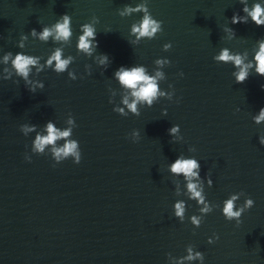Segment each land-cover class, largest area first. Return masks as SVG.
<instances>
[{"label": "water", "instance_id": "95a60500", "mask_svg": "<svg viewBox=\"0 0 264 264\" xmlns=\"http://www.w3.org/2000/svg\"><path fill=\"white\" fill-rule=\"evenodd\" d=\"M140 2L0 0V264H175L167 254L187 255L189 244L204 254L203 264H264V146L258 139L264 122L252 118L264 107V76L253 68L245 82L236 83L234 65L213 59L223 47L247 49L251 59L264 26L250 20L231 24L235 12L243 15L240 0H147L152 16L163 21V32L132 44L131 25L143 13L121 17L118 9ZM65 13L71 16L73 35L64 55L75 57L69 70L77 79L67 71L46 68L36 75L33 69L30 79L44 83L35 93L15 74L4 80L6 52L40 56L43 63L60 46L30 31L42 30ZM92 16L99 18L98 47L89 57L76 45L80 25ZM225 25L236 32L230 40ZM21 34L28 35L23 49L18 47ZM168 42L172 47L165 51ZM97 54L108 55L106 68ZM157 58L171 61L161 69L166 79L159 86L172 91L168 86L173 85L172 100L138 105L139 116L114 112L123 92L114 72L122 65L143 64L154 74ZM85 65H91L90 75ZM110 89L116 92L114 103H109ZM69 113L82 159L76 164L69 157L53 167L50 153H32L35 132L25 136L20 125L33 123L39 131L53 120L64 128ZM177 124L183 140L174 141L168 129ZM133 130L140 134L135 142ZM181 153L200 161L201 177L208 173L213 181L209 187L205 179V195L218 207L199 227L190 216L200 215L201 206L175 194L173 181L178 179L184 191L186 182L168 168ZM237 192L244 193L237 207L246 197L255 202L239 224L222 213L223 201ZM178 199L186 202L183 222L174 215ZM214 233L219 239L209 243Z\"/></svg>", "mask_w": 264, "mask_h": 264}, {"label": "clouds", "instance_id": "9594fccd", "mask_svg": "<svg viewBox=\"0 0 264 264\" xmlns=\"http://www.w3.org/2000/svg\"><path fill=\"white\" fill-rule=\"evenodd\" d=\"M241 5H243L241 15L239 12H235L231 17V24L237 23H248L249 20L253 22L256 26H264V0H253L251 5H249L248 0H240ZM119 15L121 17L128 16L132 13L142 12L143 15L141 19L131 25V32L136 34V39L130 41L132 44H139L142 38L153 39L159 33L163 32V21L158 20L152 16L149 11L147 0H141L140 3L136 4L135 7L130 5H125L122 9H118ZM99 23V18L92 16L89 22L80 25L81 34L77 41L78 53L86 54L92 57L96 52L98 47V41L96 40V24ZM223 32L228 34L227 39H232L236 36V32L232 27L225 25ZM32 37H38L40 41L47 42L53 40L59 43L60 46L55 47L54 50L47 56V59L41 63V57L36 55H29L24 52H16L14 55L11 51L6 52L3 55V76L4 80H8L16 76L23 79L26 87L32 93L36 90L43 89L44 83L41 80L30 79V73L35 69L36 75L46 68H52L57 74L64 73L67 71L68 77L71 80L77 79L76 72L74 70H69V66L75 60L72 55H64V47L70 45L71 37L73 35L71 27V16L67 13L62 14L51 25H44L42 30L37 31L33 28L30 31ZM28 35L21 34L18 41V47L23 49V41L27 40ZM171 42L165 43L163 49L165 51L171 49ZM254 55L249 59V51L246 49L243 52H233L228 47H223L220 49L218 54L214 55L213 59L216 62L232 63L234 65L235 71L232 75L235 78L236 83L245 82L249 76L251 70H255V73L264 76V37L258 38L256 44L251 50ZM98 62L105 68L110 63V59L107 54H97ZM171 61L167 58H157L154 64L157 66L155 68L154 74H149L145 65L140 64L136 66H120L114 72V78L119 82L120 87L123 89L121 94V100L119 104H115L113 111L119 113L122 116H128L129 113L139 116L140 109L138 105L146 104L151 107L155 102H157L161 97L172 100L174 95L173 85L169 84V89L172 91H165L160 88L159 82L166 79L165 73L161 69L169 65ZM10 64V66H9ZM86 72L91 74V65H85ZM180 76L184 73L180 72ZM19 83V81H14ZM264 89V84L261 85ZM111 95L109 97V103H114V98L116 92L114 89H110ZM178 102V101H177ZM239 111V109H237ZM163 113L167 114V109L163 110ZM253 120L255 123L260 124L264 122V107H261L258 115H254ZM67 127L60 128L57 127L53 120H48L46 124L37 131L36 124L23 123L20 125L21 132L27 136L29 133L35 132L34 140L32 141L31 151L32 153L44 155L47 153L51 154L52 159L55 161L53 167L56 164L71 157L73 162L79 164L82 155L79 146V141L72 138L73 129L77 127L74 117L71 113L68 114L66 119ZM170 136L174 141L183 140V136L180 135V126L173 125L168 129ZM133 141L139 139V131L133 130L130 134ZM259 143L264 146V135L259 136ZM63 140V144L58 143ZM189 151H195V148L190 147ZM25 160L31 162L32 157L27 152L25 153ZM169 171L176 177L180 175L183 176L186 191L182 190L181 183L178 179L174 180L175 184V194L177 196L183 194L189 199L195 200L199 208L200 215H191V223L199 227L204 219V216L213 211L218 205L210 203L206 199L205 195V179L207 180V185L212 186L213 181L210 174L206 173L205 176L201 177V164L195 157H186L183 153L179 154L174 162L168 165ZM244 195L243 192H237L230 194V196L223 201L222 213L226 220L231 221L236 220L237 224L240 223V218L242 214L254 206V200L250 197H246L244 203L239 207L236 206V201ZM174 215L179 218L181 222L185 219L186 214V202L183 199H178L174 203ZM218 234H213L212 237L208 238L209 243H214L218 240ZM187 255L181 257H173L171 253H168V259L174 260L175 264H185V262H191L194 260H199L201 264L204 261V254L200 251H194V246L189 244L186 246Z\"/></svg>", "mask_w": 264, "mask_h": 264}]
</instances>
